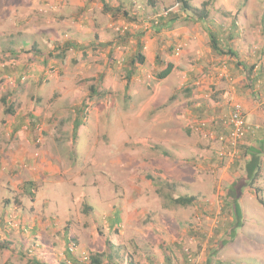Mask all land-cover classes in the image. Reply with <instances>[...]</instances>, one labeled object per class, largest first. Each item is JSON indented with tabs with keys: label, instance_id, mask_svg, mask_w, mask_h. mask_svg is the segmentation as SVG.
<instances>
[{
	"label": "rangeland",
	"instance_id": "1",
	"mask_svg": "<svg viewBox=\"0 0 264 264\" xmlns=\"http://www.w3.org/2000/svg\"><path fill=\"white\" fill-rule=\"evenodd\" d=\"M185 1L199 10L208 1V29L219 46L228 43L249 63L257 52L264 68V0ZM165 13L178 20L159 29L154 21ZM188 14L192 20L176 0H0V123L18 111L17 136L31 141L29 153L55 150L46 158L53 162L48 180L5 184L0 244L8 248L0 249V264H90L97 254L118 264H206L232 221L223 200L242 167L241 149L229 156L215 138L225 133L217 116L231 110L219 114L223 94L236 96L238 88L223 69L212 72V59L223 64L231 56L208 53V29ZM128 27L140 28L145 61L125 90L123 61L133 40L127 45L121 29ZM65 42L114 43L110 54L99 47L83 54L82 47L62 51ZM168 64L171 73L158 79ZM263 82L243 84L262 92ZM92 85L97 94L73 137L74 111ZM261 173L238 200L242 226L211 264H264V157ZM185 196L195 202L174 203Z\"/></svg>",
	"mask_w": 264,
	"mask_h": 264
},
{
	"label": "trees",
	"instance_id": "2",
	"mask_svg": "<svg viewBox=\"0 0 264 264\" xmlns=\"http://www.w3.org/2000/svg\"><path fill=\"white\" fill-rule=\"evenodd\" d=\"M177 3H179L180 5V9L181 12H183L184 14H186L184 17L187 19H193V16L188 14V10L195 12V16L197 18H194L196 21H199L202 25L203 28L208 29V11L206 10V7L209 5L208 1L203 2V8L202 9H192L191 6L185 1V0H176ZM103 8L106 9L108 8V6H106L105 4H103ZM113 11H116L118 13H120L121 15H123L125 18L129 19V20H135V17H130L128 15V12L122 8V7H118L116 9H113ZM178 15L177 13H167L165 16H160L159 18V22L155 24V26L159 29L161 28H169L170 25H172V23L176 22L178 19ZM184 17H181V19H185ZM185 19V20H187ZM121 30H128V32L126 33V40L124 41L127 45H128V39L133 40V50L132 52L126 56V58L124 59V63H123V70H124V78H125V85H124V89L127 90L129 83L131 81V79L133 78V76L136 73V68L139 65H142L145 61V57L144 54L142 52L143 50V34H141V30L140 28L138 29H133L132 31L128 28H122ZM131 31V32H129ZM207 32L209 33V39H210V48L213 52H215L218 55H230V56H234V53L232 52V50L229 48L228 50H222L220 49L219 46V42H218V37H216V34L211 31V30H207ZM143 33V32H142ZM264 33V30H263ZM113 43L114 42H107V43H92V44H87L85 46H80L76 43H72V42H65L63 43V46H61V50L62 51H66L69 48H76V49H80L81 47L82 49V53L84 54V52L88 49H92V48H101V49H108V53L110 54L111 51V47H113ZM117 44L115 43L114 46H116ZM264 51V49H263ZM37 53L41 54L39 51H37ZM107 53V54H108ZM110 58V56H109ZM155 60H158V57H155ZM157 63H159V61H157ZM255 63L252 62L251 64H249V66H244V68H248V81L249 84L254 83L255 84V80L257 77L256 75L252 74L255 68ZM173 69V65L168 64L164 70L160 71L157 75L158 79H163L166 76H168L171 71ZM252 78H251V76ZM250 76V77H249ZM254 78V79H253ZM14 91V90H13ZM95 94H97V90L96 87H94L93 85L90 87V91L89 94L84 98L83 102L81 103V105L79 107L76 108V110L74 111V119H73V123H72V128H73V137H76L80 130L82 129V116L84 111L87 108V103L88 101L92 98V96H94ZM13 95L12 93H9V96L11 97ZM6 97L1 98V102L3 104L7 105L6 102ZM8 107L5 108L3 110V112L5 114H7L8 112H10L9 109V105H7ZM242 142V141H241ZM241 142H239V144L237 145V147L239 149H241V162H242V167L240 169V172L232 179V181L229 184L228 187V193L227 195H225L224 197V206L227 208V210L230 212L231 214V218L232 221L228 223L227 226L224 227V231L221 235V238L214 243V245L209 248L207 250V259H206V264H211L210 261V257H213V254L216 253V251H218L219 249H221L222 247H224V245L228 244V242L233 241V237H234V228L235 227H241V208L238 204V200L241 198L243 192L247 189V188H253V186L256 184V182L260 179L261 177V172H262V158L264 157V142H255V143H250V144H242ZM243 145V146H242ZM156 148V147H153ZM174 203L179 204L180 206H186V205H190L193 204L194 198L192 197H175L173 199ZM261 204H263L261 201H259ZM8 248V243H2L0 244V249H7ZM212 255V256H211ZM168 259V258H167ZM27 264H48L47 262L44 261H40L36 258H30L26 260ZM90 264H118L115 260H113L112 258H110V256L106 255H100L97 254L93 257L90 258ZM168 264V263H167Z\"/></svg>",
	"mask_w": 264,
	"mask_h": 264
},
{
	"label": "crops",
	"instance_id": "3",
	"mask_svg": "<svg viewBox=\"0 0 264 264\" xmlns=\"http://www.w3.org/2000/svg\"><path fill=\"white\" fill-rule=\"evenodd\" d=\"M198 38L201 39V41L203 40L200 35H198ZM218 41H220L219 38ZM229 48L234 53V56H231L230 58L227 57V59L223 61V64L221 63L223 59H219L217 61L215 59L211 60L212 66L210 68L212 69V72L218 73L219 69H223V74L227 75L228 78L234 82L233 90H235V87L238 88V94L236 96L235 91L233 92L230 89L223 94V99H225L223 101V107L225 108L221 109L219 114L223 112L228 113L230 110V104L232 105L233 102L240 103L242 105L245 122L248 127V132L245 136L247 139L242 144L248 145L255 142H264V105H261L260 103V101L263 100L262 94H264V88L261 89L262 92H251L249 89H246L243 82L246 84L248 79L244 74L245 71L248 72L249 67L244 68V66H249L251 63H249L248 60H238L237 53L235 52L236 50L228 45V43L225 44L224 48L220 47L222 50H228ZM209 50L210 51L208 53L212 51L211 48ZM262 53H264L263 50L260 54ZM253 55L252 62L255 63V68L257 69L255 70V75L257 76L254 77L256 78L255 82L259 79L264 81V68L261 67L263 56H257V52ZM211 57H214V55H211ZM213 62L215 66L213 65ZM259 98L261 99L259 100ZM228 101L230 102L229 104ZM18 116V111L11 113V115L5 118V122L0 123V199L2 198V200L7 197H3L4 193L10 195V191L5 188V184L16 187L17 185H23V181L27 179V182L25 183L27 188V185L30 187V184H27L30 183V181H32L33 184L43 183L45 180H48L53 172V162L52 160H48L47 162L46 158L53 156L52 152H55L53 148L54 145L52 146L53 151L48 149V152H46V149L44 148L42 153L38 152L39 156L37 158H35L33 154H30L29 146L31 145V141L26 138H18L17 136L21 129V124L17 122ZM222 117L223 115L217 116L218 126H221ZM61 141L62 140H59V142ZM39 142H43V138H40ZM52 142L54 141L52 140ZM42 146L43 145L41 144L40 147ZM40 147H38V149ZM26 174L28 177L25 178L23 175ZM4 177H6V179ZM33 191L34 189H31V192ZM27 192L30 193L28 190Z\"/></svg>",
	"mask_w": 264,
	"mask_h": 264
},
{
	"label": "built area",
	"instance_id": "4",
	"mask_svg": "<svg viewBox=\"0 0 264 264\" xmlns=\"http://www.w3.org/2000/svg\"><path fill=\"white\" fill-rule=\"evenodd\" d=\"M167 13L164 14V16ZM157 21H154L156 24ZM178 54V50H176ZM214 125V120L210 121H201L199 125L202 128H206L209 125ZM221 126L225 130L223 135H218L217 141L222 145V149L225 150L224 153H227L229 156L235 153L236 146L241 142L247 132L248 127L245 122L242 105L238 102H234L231 105V110L226 117H223L221 121Z\"/></svg>",
	"mask_w": 264,
	"mask_h": 264
}]
</instances>
